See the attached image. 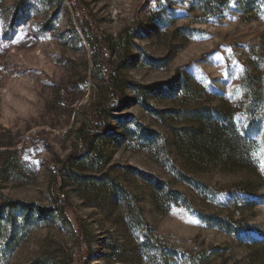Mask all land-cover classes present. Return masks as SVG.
Returning a JSON list of instances; mask_svg holds the SVG:
<instances>
[{"label": "rangeland", "instance_id": "1", "mask_svg": "<svg viewBox=\"0 0 264 264\" xmlns=\"http://www.w3.org/2000/svg\"><path fill=\"white\" fill-rule=\"evenodd\" d=\"M219 1L0 0V264L146 262L126 191L167 264H264V0Z\"/></svg>", "mask_w": 264, "mask_h": 264}, {"label": "trees", "instance_id": "2", "mask_svg": "<svg viewBox=\"0 0 264 264\" xmlns=\"http://www.w3.org/2000/svg\"><path fill=\"white\" fill-rule=\"evenodd\" d=\"M219 2V0H197V7L201 13L207 14L212 12V14H214L213 8L216 6V3L219 5ZM107 85L114 95L123 99V88L114 80L111 73H108ZM152 87L159 88L157 85H153ZM233 134L234 136L227 135L218 127L217 121L213 120L206 124L203 123L200 127L196 128L190 137L195 141L200 154L215 157L226 164L243 168L249 158V151L244 146V138L238 133L234 132ZM80 143L83 147V153H78L77 158H81L84 155V149L87 148V140L83 136H81ZM247 190L251 191L250 189ZM126 201L127 214L131 221L136 224L137 228L142 232V243L144 247L147 248V251L143 253L146 257V262H142L141 264H167L165 250L160 244L159 239L154 238L152 229L143 216L136 196L133 193L126 191ZM19 205L20 203L18 201L12 203L10 206L18 209L20 208ZM55 206L60 210L64 209V207L57 202L55 203ZM262 236L261 240L264 239V234ZM12 240H15V238L10 239L9 242H12Z\"/></svg>", "mask_w": 264, "mask_h": 264}, {"label": "snow or ice", "instance_id": "3", "mask_svg": "<svg viewBox=\"0 0 264 264\" xmlns=\"http://www.w3.org/2000/svg\"><path fill=\"white\" fill-rule=\"evenodd\" d=\"M15 42V41H13ZM208 60H214V54L212 56L207 57ZM261 168L264 169V162L261 163Z\"/></svg>", "mask_w": 264, "mask_h": 264}]
</instances>
